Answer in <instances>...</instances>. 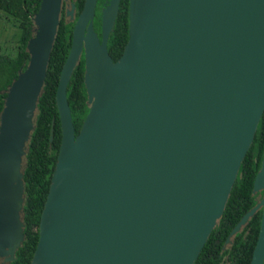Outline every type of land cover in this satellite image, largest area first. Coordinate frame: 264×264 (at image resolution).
<instances>
[{"label":"water","instance_id":"1","mask_svg":"<svg viewBox=\"0 0 264 264\" xmlns=\"http://www.w3.org/2000/svg\"><path fill=\"white\" fill-rule=\"evenodd\" d=\"M120 0H84L55 93L61 141L30 264H193L221 217L264 111V0H129L128 39L107 41ZM64 0H42L29 61L0 113V264L23 239L22 157ZM66 15L74 19L68 3ZM84 56L89 110L75 134L67 85ZM53 136V122L50 139ZM261 208L249 264L264 260Z\"/></svg>","mask_w":264,"mask_h":264},{"label":"trees","instance_id":"2","mask_svg":"<svg viewBox=\"0 0 264 264\" xmlns=\"http://www.w3.org/2000/svg\"><path fill=\"white\" fill-rule=\"evenodd\" d=\"M42 0H0V11L11 17L19 29L18 44L14 55L0 52V113L7 90L24 70L29 61L28 41L35 34L33 17L39 10ZM74 7V19L66 15V6ZM107 0H97L93 20L94 30L101 37V9ZM84 0H64L60 21L44 84L36 103L33 128L26 141L22 157L21 176L23 182V204L21 219L23 239L11 260L4 264H30L38 241L41 211L49 189L60 141L61 125L55 102V93L62 64L71 45L75 19L81 11ZM129 0H120L113 28L109 33L107 50L116 60L122 53L128 39ZM85 64L81 55L67 85L66 97L71 110L75 134L80 130L88 113L89 103L84 81ZM53 122V136L50 130ZM264 146V111L258 122L256 132L230 191L224 211L212 229L208 239L193 264H249L255 246L261 219L258 209L239 231L229 235L243 214L257 202L253 194V182L260 168ZM230 236V242L226 239ZM264 264V260L263 263Z\"/></svg>","mask_w":264,"mask_h":264},{"label":"rangeland","instance_id":"3","mask_svg":"<svg viewBox=\"0 0 264 264\" xmlns=\"http://www.w3.org/2000/svg\"><path fill=\"white\" fill-rule=\"evenodd\" d=\"M18 36L19 29L11 17L0 11V52L14 55L18 44Z\"/></svg>","mask_w":264,"mask_h":264},{"label":"flooded vegetation","instance_id":"4","mask_svg":"<svg viewBox=\"0 0 264 264\" xmlns=\"http://www.w3.org/2000/svg\"><path fill=\"white\" fill-rule=\"evenodd\" d=\"M98 34V33H97ZM263 153H264V146H263V152H262V157H263ZM262 159V158H261ZM253 191V190H252ZM263 190L262 189H258L256 192H253V194L256 195L257 198V202L261 199ZM256 202V203H257ZM261 210V208H259ZM243 226V225H242ZM241 229V228H240ZM226 242H230V236L226 239Z\"/></svg>","mask_w":264,"mask_h":264}]
</instances>
